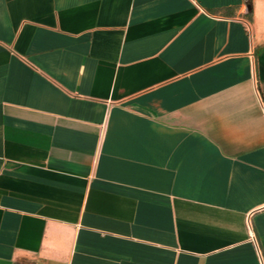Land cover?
<instances>
[{"label": "crops", "instance_id": "1", "mask_svg": "<svg viewBox=\"0 0 264 264\" xmlns=\"http://www.w3.org/2000/svg\"><path fill=\"white\" fill-rule=\"evenodd\" d=\"M0 264H264V0H0Z\"/></svg>", "mask_w": 264, "mask_h": 264}, {"label": "built area", "instance_id": "2", "mask_svg": "<svg viewBox=\"0 0 264 264\" xmlns=\"http://www.w3.org/2000/svg\"><path fill=\"white\" fill-rule=\"evenodd\" d=\"M251 236H252V234H251Z\"/></svg>", "mask_w": 264, "mask_h": 264}]
</instances>
